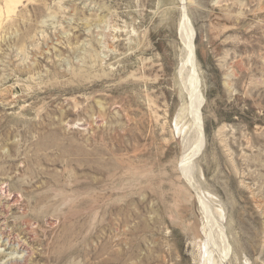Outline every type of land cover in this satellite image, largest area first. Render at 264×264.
Listing matches in <instances>:
<instances>
[{
  "label": "rangeland",
  "instance_id": "374dc122",
  "mask_svg": "<svg viewBox=\"0 0 264 264\" xmlns=\"http://www.w3.org/2000/svg\"><path fill=\"white\" fill-rule=\"evenodd\" d=\"M204 203L264 264V0H0V264H203Z\"/></svg>",
  "mask_w": 264,
  "mask_h": 264
},
{
  "label": "bare ground",
  "instance_id": "6f19581e",
  "mask_svg": "<svg viewBox=\"0 0 264 264\" xmlns=\"http://www.w3.org/2000/svg\"><path fill=\"white\" fill-rule=\"evenodd\" d=\"M186 17L187 16L185 15L184 18H182L179 27L182 35L181 39H183L184 44H186V56H185L186 60H184V62L180 65L178 73L179 76L183 79L182 81L184 88L188 92L189 102L191 103L190 110L188 111H190V117L192 119L189 120V122L184 123L182 126L180 125L181 121L177 119V123L175 125L179 129L181 133L180 135H182L184 126L186 124L188 125L189 123L188 132L185 136V141L187 140V143H189L190 141L193 142L194 144L193 146H195V148L194 151L192 152V155L194 156L197 153V151H199L204 146L203 145L204 135L202 131L203 116H201L204 101H203V95H201L200 88L198 87V82H197L194 29H192V26L189 24L190 21L188 22V19ZM189 155L190 157L185 159L187 160V163L185 164L184 168L187 169V171H189L191 174V171L193 170V166H190L192 159H191V154H188V156ZM204 207L206 208V213L208 215L211 208L210 209L208 208V203L207 204L204 203ZM210 214L208 215V218L210 217ZM211 219L213 220L214 218H209L207 228L204 231L207 239L205 238L206 240H204L203 238H201L200 240L198 261L202 262L203 264H219V261L220 264H225L226 261H224V257H225L224 254L227 252V251L225 252L227 244L225 243L224 233L214 232L216 230L213 231L214 228L212 229V226L214 224L212 225Z\"/></svg>",
  "mask_w": 264,
  "mask_h": 264
}]
</instances>
